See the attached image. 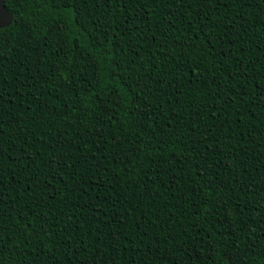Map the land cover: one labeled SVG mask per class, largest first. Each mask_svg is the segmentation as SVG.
<instances>
[{
  "label": "trees",
  "instance_id": "16d2710c",
  "mask_svg": "<svg viewBox=\"0 0 264 264\" xmlns=\"http://www.w3.org/2000/svg\"><path fill=\"white\" fill-rule=\"evenodd\" d=\"M0 264H264V0H3Z\"/></svg>",
  "mask_w": 264,
  "mask_h": 264
},
{
  "label": "water",
  "instance_id": "95a60500",
  "mask_svg": "<svg viewBox=\"0 0 264 264\" xmlns=\"http://www.w3.org/2000/svg\"><path fill=\"white\" fill-rule=\"evenodd\" d=\"M12 19V14L6 10L3 0H0V29L9 26Z\"/></svg>",
  "mask_w": 264,
  "mask_h": 264
}]
</instances>
